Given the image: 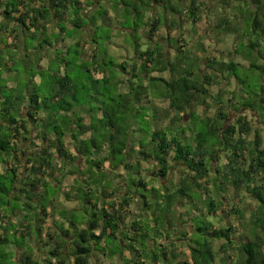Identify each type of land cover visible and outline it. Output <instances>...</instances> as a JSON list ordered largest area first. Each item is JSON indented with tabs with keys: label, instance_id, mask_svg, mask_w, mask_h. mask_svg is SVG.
Returning a JSON list of instances; mask_svg holds the SVG:
<instances>
[{
	"label": "trees",
	"instance_id": "1",
	"mask_svg": "<svg viewBox=\"0 0 264 264\" xmlns=\"http://www.w3.org/2000/svg\"><path fill=\"white\" fill-rule=\"evenodd\" d=\"M138 1L133 2L130 33L138 34L142 25L146 30L132 43V64L111 62L128 80L136 78L138 87L129 83L126 92L116 95L119 107L98 111L101 116L95 119L100 128L95 129L93 116L87 126L77 113L76 87L67 71L59 77L54 74L48 99L33 94L17 108L6 100L0 102L1 107L6 105L0 108V264H100L102 257L117 258L120 264H213L215 241L222 242L220 264H264V0H233L237 6L232 3L229 8L240 16L226 17L215 27L236 35L232 54L246 61L247 67L212 56L192 62L185 46L176 47L177 40L172 39L176 52L170 61L165 45L154 40L161 19L153 16L142 24ZM177 1L152 0L145 10L157 5L164 12L183 13L195 24L202 4L188 0L181 9ZM25 2L8 1L4 21L27 30L49 19L57 26L69 21L81 28L80 0H45L46 5L24 10L15 18ZM243 14L246 21L241 26ZM58 30L65 32L62 26ZM141 39L151 44L142 49ZM100 61L99 72L106 67L103 58ZM165 71L171 78L159 79L164 88L156 76L151 78V90L150 84L143 85L141 75ZM251 71L256 73L255 84L248 83L246 74ZM231 79L237 88L227 101L236 114L224 128L229 112L222 95L212 91L223 82L230 87ZM144 96L147 102L141 105ZM160 99L168 101V124L163 116L158 118L153 103ZM207 99L219 105L214 118L197 113V107H207ZM243 109L253 114L254 126ZM41 112L46 119L39 116ZM182 113L187 114V122H182ZM128 120L133 124L128 125ZM66 135L75 143L77 156L68 151ZM143 162L150 164L147 169ZM106 163L109 170H101ZM118 168L125 172L122 184L112 180V175L120 177L114 171ZM173 170L180 176L173 186L152 185ZM68 176L72 183L64 185ZM242 196L255 203L247 222H243L247 205ZM70 200L75 206L66 208ZM132 202L140 205L142 213L127 227L125 209ZM179 207L188 222H181ZM209 217L215 223L191 224ZM221 218L226 225L216 226ZM235 223L243 225L247 234L233 247ZM162 238L170 242L161 244L157 239ZM176 241L187 247L188 258H178Z\"/></svg>",
	"mask_w": 264,
	"mask_h": 264
},
{
	"label": "rangeland",
	"instance_id": "2",
	"mask_svg": "<svg viewBox=\"0 0 264 264\" xmlns=\"http://www.w3.org/2000/svg\"><path fill=\"white\" fill-rule=\"evenodd\" d=\"M12 2L14 0H11ZM44 2L45 0H39ZM83 4H87L92 7L90 11L89 18H86L85 15H82V18L79 21L81 28L77 26H72L71 23H65L64 25L59 24L56 26L54 23H50L52 19H49L47 23L39 21L34 30H29L28 34H23V47L21 42L15 44L14 41H11V44L5 41L4 37L6 36L3 33L4 29H12V25L9 22H5L1 19L0 11V102L6 100L7 105H13L14 108L19 107L21 104H27L28 98L33 94H36L40 99H48L50 96L52 82L54 79V74L59 77L63 75L65 71L70 75L74 81L76 87L75 98L76 102L75 107L79 115H82L85 118V123L90 124V120L87 116H93L92 122L94 121L95 129L99 127V123L96 118H100L98 111L103 107H119L118 99L116 98L117 94L126 92L129 88V83L134 82L133 87H138V82L134 79H127L128 76L123 73L120 69L111 66V62L115 64H120L122 62H127L128 66L132 64L133 50L132 43L134 39H138L139 36L145 34L146 27L141 26L138 34L130 33L133 2L135 0H80ZM102 1V2H101ZM149 1L152 0H141L138 1V9L143 12V23H148L151 17H159L161 19V27L157 34V41L165 45L166 50L168 51L169 60H173V54L176 52L170 47V39L174 38L177 40L178 46H183L188 41H192L196 49V44L201 43L203 48L201 50L194 49L193 55L188 53V58L192 62L200 63L201 58L206 56H215L220 60L225 62L232 60L235 62H242L237 56L232 55V47L234 36L231 34H224L220 32L219 35H215L217 31L215 29L216 24L220 22V18L223 16L234 17L233 13L230 15V6L233 3L234 6L237 5L233 0H198V3H201V10L197 13L199 18L198 23L195 25L185 18L182 14H172L170 11H163L162 8L157 5H152L151 7L146 8ZM179 7L185 9L187 6L188 0H178ZM228 6H226V5ZM5 7V6H3ZM245 9L246 6H244ZM11 8V7H10ZM131 16V17H130ZM240 15L236 13L238 18ZM94 17V19L92 18ZM246 16H243L240 19L241 26L245 25ZM165 25H173L169 30L165 29ZM62 26L65 28L64 33L58 34V28ZM57 27V28H56ZM14 29V28H13ZM12 29V30H13ZM16 33H20L19 28H15ZM215 29V30H214ZM219 29V28H217ZM11 30V31H12ZM56 30V31H54ZM57 32V33H56ZM132 34V35H131ZM168 34L169 39L166 37ZM18 41V40H17ZM141 43L144 44L142 49H145L149 43L145 39H141ZM78 43V46H76ZM15 44V45H14ZM53 45V47L51 46ZM17 46V47H16ZM18 48V49H17ZM93 51L95 59L93 58ZM192 56V58H191ZM57 58V59H56ZM103 58L106 65L100 71V65ZM60 64L57 62L59 61ZM66 63V64H65ZM99 65V66H98ZM40 67L44 69H40ZM129 68V67H128ZM87 69V70H86ZM141 68H138V70ZM200 70H204L201 66ZM241 70L238 68L237 70ZM255 72L251 71L250 74H246L248 78V83L255 84ZM153 76L158 77L157 83H159L163 88V83L159 80H170V73L165 71L164 73H152L147 75H141L140 78H143V85L147 86L150 84V90L152 89L151 78ZM245 75H240V78H243ZM195 79H198L195 77ZM106 80L107 83H103ZM124 80V81H123ZM116 81L122 82L119 89L117 88L118 84ZM125 81H129L128 83ZM231 83L227 87L224 86V82L220 83L219 86L215 87L212 91L214 93H220L223 98V104L227 106V111L229 112V117L225 121L223 127L233 123L235 119L236 111L233 107H230L229 101L227 99L231 98L230 91L237 88V84L234 79L229 80ZM138 89V88H137ZM148 89V88H147ZM146 89V94L150 93L149 89ZM149 97V95H148ZM114 99V100H112ZM150 99V97H149ZM145 96L142 99V102L146 101ZM233 101V100H232ZM234 102V101H233ZM154 105L156 107L158 118H165L164 124H168L169 119L166 117V111L168 109V101L164 99L154 100ZM207 107H197V113L209 118H214L216 111L219 109V105L216 104L212 99H207ZM230 105V106H229ZM6 105H2L5 107ZM0 106V108H2ZM25 109V108H24ZM22 110V109H21ZM84 112V113H82ZM152 112H149L151 114ZM241 113L247 117V119L255 125L256 119L253 117V114L250 111L241 110ZM2 113L0 112V115ZM25 114V113H24ZM141 115V114H140ZM183 119L182 122L188 121V116L186 113H182ZM24 117V115H23ZM42 119H46L43 116ZM54 118L52 123L54 124ZM137 120V119H136ZM128 125L133 124V120H128ZM146 121L144 120V124ZM100 128V127H99ZM98 135V134H97ZM88 135H83L81 138H85ZM261 136L263 138L262 148L264 147V127L261 128ZM252 139V136H250ZM109 142V139H106ZM66 144L68 151L76 155L75 143L69 138L66 139ZM106 142V141H105ZM110 143V142H109ZM83 165V160H78V164ZM216 162H213L215 166ZM149 163H142V167L147 169ZM84 170V169H83ZM116 173L120 176L117 178L115 175H112V180H119V184H122L124 181V170L122 168L114 169ZM148 172V170H147ZM143 174H148L144 170ZM179 172L173 170L170 172L169 176L166 179H155L152 185L155 188H158L160 185L166 187L173 186L176 182L179 181ZM72 179L70 176L64 181V185H70ZM124 191H122L123 193ZM213 192V191H212ZM214 195V194H212ZM238 198V195H236ZM242 201L247 205L246 212L244 213L243 222L249 220V208L255 206V203L248 199L247 197L242 196ZM75 206L73 201L66 202V205ZM196 204H198L196 202ZM200 205V204H198ZM229 206V205H228ZM127 213V227L131 220L138 216L142 211H140V205L136 203H130V205L125 209ZM178 213L181 216V222H188L187 216L183 212V208L179 207ZM225 217V216H224ZM125 219V218H124ZM196 221H201L202 223H215L213 217L205 218L204 220H195L191 224H195ZM225 219L221 218L217 221L216 226L226 225ZM184 225V224H182ZM196 225V224H195ZM237 228V233L235 235V246L239 245L241 240H244L247 231L245 227L240 223H235ZM184 230V229H183ZM173 237V236H170ZM174 238V237H173ZM161 244L169 243L168 238L157 239ZM172 241V240H171ZM179 246V259L183 257L188 258V249L180 242H175ZM222 242H214V251L216 252V260L213 264H220L221 255L223 253H218L219 246ZM230 253H234L233 250ZM104 258V257H103ZM107 263L103 264H120L118 259L113 260L105 258ZM113 260V261H111ZM102 261V260H101Z\"/></svg>",
	"mask_w": 264,
	"mask_h": 264
},
{
	"label": "crops",
	"instance_id": "3",
	"mask_svg": "<svg viewBox=\"0 0 264 264\" xmlns=\"http://www.w3.org/2000/svg\"><path fill=\"white\" fill-rule=\"evenodd\" d=\"M8 1H10V0H0V11L3 13V14H1L2 16H1V19L2 20H4V9H5V7H3V6H6V4H7V2ZM102 2V1H101ZM82 3V2H81ZM43 5H46V2H40L39 0H26V2H25V7H18V10H19V13H16V14H14L13 16L16 18L20 13H23L24 12V10H27V9H30V8H38V7H41V6H43ZM82 5H83V13L85 14V17L86 16H89L88 14L90 13V11H92V7L91 6H89V5H87V4H83L82 3ZM226 5V4H225ZM226 6H228V5H226ZM237 5H235L234 7H236ZM231 10V12H230V15L233 13V11H234V13L233 14H235V15H233L234 16V18H236V10H234V9H230ZM146 11H147V9H146ZM144 15H145V13H144ZM144 15H143V17H144ZM232 16V15H231ZM231 16H223L222 18H220L221 20L222 19H224V18H226V17H229V18H231ZM70 19H72V16L70 17ZM220 20V21H221ZM240 20V19H239ZM27 23H28V21H27ZM50 23H54L56 26H57V24H56V21L55 20H52ZM68 23V22H67ZM198 23V21L195 23V25ZM11 24L13 25L14 24V27H12V29L13 30H15L14 31V33H12V29H8L7 28V31H6V36L4 37V39H5V41L6 42H8L9 44H11V41H14L15 42V44L17 43V42H21V45H22V47H23V40H24V38H23V35H22V33L25 35V34H28L29 32V30H31V31H33L34 32V30L32 29V28H30L29 30H27V29H24V27H22V26H17V23L16 22H11ZM218 24V23H217ZM217 24H216V26H217ZM68 25H70L69 23H68ZM171 26H173V25H171ZM170 25L168 26V25H165L164 27H165V29H167V30H169L168 28H170L171 27ZM19 28V30L21 31V34L18 32V33H16V29L15 28ZM57 28V27H56ZM215 30V29H214ZM217 31V33L215 32V35L217 36V35H219V33L220 32H224V34H231V35H233L232 33H230V32H227V31H223L221 28H219V29H216ZM54 31H56V30H54ZM159 32V31H158ZM57 33V32H56ZM58 34L60 35V31L58 32ZM158 34V33H157ZM157 34H156V37H155V41H157L156 39H157ZM12 35V36H11ZM14 36H16L17 37V39H12V37H14ZM234 36V39H235V36L236 35H233ZM168 39H169V36H168V34H167V36H166ZM18 40V41H17ZM171 40V39H170ZM172 40H176V39H174V38H172ZM142 42V41H141ZM233 42H234V40H233ZM14 44V45H15ZM149 44H151V43H149ZM199 44H201V43H198V44H196L195 46H196V49H197V46H199ZM12 45V44H11ZM52 47H53V45H51ZM143 46H144V44H143ZM148 46V45H147ZM178 45H177V43H176V47H177ZM185 46V50L187 51V52H189V54L190 55H193L194 54V52H193V50L195 49V47H194V44L192 43V41L189 43L188 41L186 42V44L184 45ZM17 47V46H16ZM203 47H201L199 50H201ZM18 49V48H17ZM171 49L172 50H174L173 49V47H171ZM195 49V50H196ZM232 51H233V47H232ZM233 55V54H232ZM234 56H237L241 61H243V63L242 62H235V61H233V62H235V63H238V64H240V65H242V66H244V67H247V62L246 61H244V60H242L241 59V57L239 56V55H234ZM168 57V56H167ZM212 57H215V56H212ZM191 58H192V56H191ZM215 58H217V57H215ZM202 59H204V58H201L200 60H202ZM218 59V58H217ZM218 60H220V59H218ZM224 61V60H223ZM230 61V60H229ZM225 62V61H224ZM228 62V61H227ZM203 67V66H202ZM40 69H44V68H42V67H40ZM161 73H164V72H161ZM124 81V80H123ZM123 81L122 82H118V81H116V84H118V86H117V88L119 89V87H120V85H121V83H123ZM125 82H127V81H125ZM128 83V82H127ZM122 93H124V92H122ZM145 102H147V100L146 101H144V102H141V105H144V103ZM24 107V106H23ZM23 109V114H24V108H22ZM82 113H84V112H82ZM100 113H98V115H99ZM39 116L40 117H43L44 116V114L41 112V113H39ZM81 117H83L82 115H80ZM88 118H89V116H87ZM24 119H25V116H24ZM90 120V119H89ZM84 121H85V118H84ZM85 123V122H84ZM87 126L89 125V124H87V123H85ZM31 125L30 124H28L27 125V128L29 129V127H30ZM32 136L34 137L35 136V134H36V130H32ZM87 135V134H86ZM252 136V135H251ZM67 138H69V140H71V138L69 137V135H66L65 136V143H67L66 142V139ZM249 139H250V137H249ZM66 146H67V144H66ZM68 149V148H67ZM81 169L83 170V168L81 167ZM101 170H103V171H106V170H109V168H108V166H107V163L105 164V166L101 169ZM114 172V171H113ZM66 180V179H65ZM112 199L113 200H116V198H114V196L112 197ZM72 200H70L69 202H71ZM65 206H66V208H70V207H73L71 204H69V206H67L66 205V202H65ZM115 259H117V258H113V260H115ZM101 260L102 261H100V264H103V263H107L106 261V259L105 258H101ZM113 260H111V261H113Z\"/></svg>",
	"mask_w": 264,
	"mask_h": 264
}]
</instances>
